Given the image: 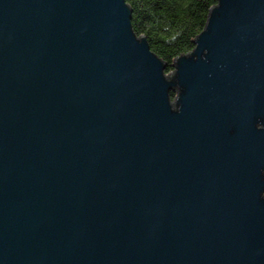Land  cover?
<instances>
[{
	"label": "water",
	"instance_id": "95a60500",
	"mask_svg": "<svg viewBox=\"0 0 264 264\" xmlns=\"http://www.w3.org/2000/svg\"><path fill=\"white\" fill-rule=\"evenodd\" d=\"M131 16L0 0V264H264V0L168 75Z\"/></svg>",
	"mask_w": 264,
	"mask_h": 264
},
{
	"label": "trees",
	"instance_id": "16d2710c",
	"mask_svg": "<svg viewBox=\"0 0 264 264\" xmlns=\"http://www.w3.org/2000/svg\"><path fill=\"white\" fill-rule=\"evenodd\" d=\"M132 11L131 26L147 40L151 50L165 63V74L173 72L172 59L194 49L191 39L205 26L209 8L217 0H126ZM171 100L174 94L170 93Z\"/></svg>",
	"mask_w": 264,
	"mask_h": 264
}]
</instances>
